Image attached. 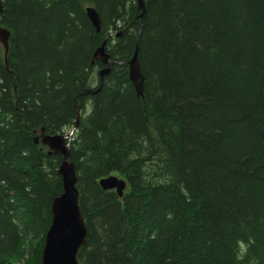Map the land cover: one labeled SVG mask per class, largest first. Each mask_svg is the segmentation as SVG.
Returning <instances> with one entry per match:
<instances>
[{
  "label": "trees",
  "instance_id": "1",
  "mask_svg": "<svg viewBox=\"0 0 264 264\" xmlns=\"http://www.w3.org/2000/svg\"><path fill=\"white\" fill-rule=\"evenodd\" d=\"M2 6L0 264H40L61 157L33 139L68 135L75 106L78 264H264V0H144L142 20L136 0ZM136 38L142 97L125 64ZM104 41L115 63L81 95ZM112 174L122 199L98 187Z\"/></svg>",
  "mask_w": 264,
  "mask_h": 264
},
{
  "label": "water",
  "instance_id": "2",
  "mask_svg": "<svg viewBox=\"0 0 264 264\" xmlns=\"http://www.w3.org/2000/svg\"><path fill=\"white\" fill-rule=\"evenodd\" d=\"M2 2L3 0H0V16L3 11ZM136 4L137 11L139 12L138 18L142 20L144 15V0H136ZM86 16L95 32L99 33L100 21L96 11L93 8H87ZM117 37H120V33L117 34ZM9 39L10 32L0 26V45L3 48L5 66ZM137 41L138 38H136L132 57L125 64L127 66L129 82L133 86L136 95L142 97L144 78L137 59ZM105 46L106 42L104 41L93 54V60L99 61L103 66L98 74L100 83L95 91L87 90L81 95H93L97 93L101 87L103 77L111 72V66L115 62L110 60L109 55L105 52ZM117 64L121 65L122 63ZM75 110L77 118L72 133L78 124L79 106H75ZM71 135H49L45 134L44 129H40L33 139L35 145H41L42 148L46 149L47 156L58 155L61 157L57 174L61 180L62 193L59 197L53 199L50 206L51 222L44 237L40 264H78L77 254L86 239V229L78 205L79 194L76 189L75 169L73 163L69 161V146L71 142L69 137ZM97 184L104 192H114L118 199H122L128 191L126 181L112 175L99 179Z\"/></svg>",
  "mask_w": 264,
  "mask_h": 264
},
{
  "label": "bare ground",
  "instance_id": "3",
  "mask_svg": "<svg viewBox=\"0 0 264 264\" xmlns=\"http://www.w3.org/2000/svg\"><path fill=\"white\" fill-rule=\"evenodd\" d=\"M3 56H4V54H3ZM73 128H74V127H73ZM73 128L70 130V132L68 133V135H69V134H72V135H73V133H74V131H75V130H74L73 133H72ZM68 135H67V136H68ZM72 135H71V137H72ZM71 137H69L70 140H71Z\"/></svg>",
  "mask_w": 264,
  "mask_h": 264
},
{
  "label": "rangeland",
  "instance_id": "4",
  "mask_svg": "<svg viewBox=\"0 0 264 264\" xmlns=\"http://www.w3.org/2000/svg\"><path fill=\"white\" fill-rule=\"evenodd\" d=\"M1 46V45H0ZM102 70V69H101ZM78 115L80 116V111L78 112ZM70 147V146H69ZM69 150H70V148H69ZM61 162V161H60ZM112 176H116V177H118V178H120L117 174H112Z\"/></svg>",
  "mask_w": 264,
  "mask_h": 264
},
{
  "label": "flooded vegetation",
  "instance_id": "5",
  "mask_svg": "<svg viewBox=\"0 0 264 264\" xmlns=\"http://www.w3.org/2000/svg\"><path fill=\"white\" fill-rule=\"evenodd\" d=\"M80 109V108H79ZM80 111V110H79ZM75 112H76V110H75Z\"/></svg>",
  "mask_w": 264,
  "mask_h": 264
}]
</instances>
